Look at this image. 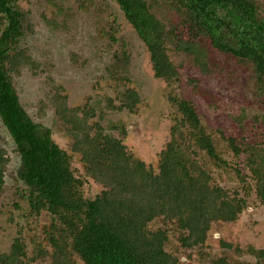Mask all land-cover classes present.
<instances>
[{
  "label": "trees",
  "instance_id": "obj_1",
  "mask_svg": "<svg viewBox=\"0 0 264 264\" xmlns=\"http://www.w3.org/2000/svg\"><path fill=\"white\" fill-rule=\"evenodd\" d=\"M19 1L0 0V117L22 162L17 180L23 186L18 191L28 200L30 215L47 211L51 216L44 228L50 249L42 241L29 257L20 235L9 252L0 253V264H30L38 257L42 259L37 264H183L166 249L169 223L179 231L182 245L192 248L206 242L213 222H235L247 207L246 194L217 184L207 168V161L217 167L229 164L218 148L220 141L235 157L246 155L256 197L264 204V148L223 132L216 141L193 101L169 96L174 121L156 171L128 148L124 125L120 136L106 132L99 121L91 120L97 116L95 108L69 106L68 95L58 86L52 98L56 115L72 138V150L81 155L85 174L103 185L94 198L86 197L82 189L85 179L73 168L72 154L53 139L48 126L31 117L14 84L13 74L23 65L40 67L20 44L25 13ZM114 1L146 45L156 77L168 84L181 80L171 50L185 52L204 73H211L216 69L211 62L213 49L248 67L255 99L264 104V11L260 0ZM162 5L178 14L179 21L169 26L157 13ZM110 36L115 39L112 32ZM130 62L131 52L123 40L107 66L108 74L117 81L127 80ZM140 101L139 92L128 87L120 103L109 97L107 106L134 112ZM46 106L42 100L40 115L45 114ZM10 161L8 150L0 143V195ZM233 167L244 189L246 176ZM156 218L164 225L152 229L150 223ZM248 250L264 264L263 248L251 245ZM216 263L228 264L224 258Z\"/></svg>",
  "mask_w": 264,
  "mask_h": 264
},
{
  "label": "rangeland",
  "instance_id": "obj_2",
  "mask_svg": "<svg viewBox=\"0 0 264 264\" xmlns=\"http://www.w3.org/2000/svg\"><path fill=\"white\" fill-rule=\"evenodd\" d=\"M260 2L264 11V0ZM18 4L25 13L20 44L28 48L40 67L23 65L13 74L14 84L31 117L48 126L53 139L72 154L73 168L85 179L82 189L86 197L94 198L103 185L85 174L81 155L71 148L72 138L56 115L52 99L58 86H63V93L68 95L69 106L88 104L95 108L97 116L91 120L99 121L106 132L120 136V128L124 125L127 130L124 142L128 148L156 171L159 153L170 139L174 121L175 108L170 95L193 101L216 141L223 132L264 148V104L255 99L246 65L211 49V62L216 69L204 73L191 56L171 50V58L179 66L182 78L168 84L155 76L146 45L114 0H21ZM157 13L169 26L180 19L163 5ZM123 40L130 49L131 62L126 72L128 79L117 81L110 77L107 66ZM128 87L140 94L136 110L110 109L107 98L120 103ZM42 100L47 106L45 114L40 115ZM114 124L119 128H113ZM0 133V143L11 158L5 189L0 195V253L9 252L15 237L21 235L31 257L42 241L50 249L44 240V228L51 216L47 211L39 216L30 215L29 202L18 191L23 186L17 180L22 162L1 117ZM225 144L220 141L218 148L232 166L217 167L207 161V168L217 184L231 190L238 188L246 194L247 207L235 222H213L206 242L192 248L182 245L179 231L169 223L166 249L179 256L183 264H217L219 258H224L228 264H262L248 248L252 245L264 249V204L256 197L255 181L246 165V155L235 157ZM233 166L246 176L244 189ZM163 225L161 218L150 223L152 229ZM41 259L38 257L30 264H37Z\"/></svg>",
  "mask_w": 264,
  "mask_h": 264
}]
</instances>
